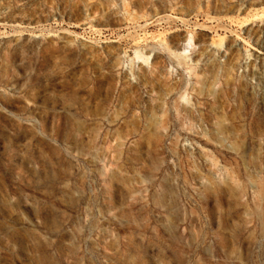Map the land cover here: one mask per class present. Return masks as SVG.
Instances as JSON below:
<instances>
[{
	"label": "rangeland",
	"instance_id": "rangeland-1",
	"mask_svg": "<svg viewBox=\"0 0 264 264\" xmlns=\"http://www.w3.org/2000/svg\"><path fill=\"white\" fill-rule=\"evenodd\" d=\"M0 264H264V0H0Z\"/></svg>",
	"mask_w": 264,
	"mask_h": 264
}]
</instances>
